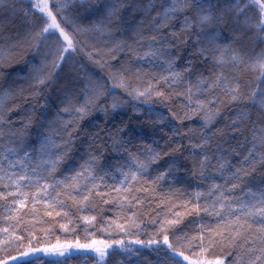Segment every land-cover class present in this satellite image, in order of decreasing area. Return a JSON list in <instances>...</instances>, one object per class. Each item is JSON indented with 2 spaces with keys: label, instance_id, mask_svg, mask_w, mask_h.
Returning a JSON list of instances; mask_svg holds the SVG:
<instances>
[{
  "label": "snow or ice",
  "instance_id": "snow-or-ice-1",
  "mask_svg": "<svg viewBox=\"0 0 264 264\" xmlns=\"http://www.w3.org/2000/svg\"><path fill=\"white\" fill-rule=\"evenodd\" d=\"M4 12L28 18L31 44L54 53L53 68L83 53L107 72L112 89L146 107L135 109L143 121L137 128L123 120L101 127L97 114L106 125L126 102L87 76L78 92L34 105L38 115L15 127L10 116L19 108L7 107L11 91L0 94V206L7 213L0 264H40L74 247L94 251L98 264H107L109 250L138 260L144 249L156 254V264H225L229 256L231 264H264V48L256 52L264 45V0H0ZM10 67L0 49V79L11 76ZM32 71L34 87H47L53 73ZM130 72L138 81L143 76V86ZM226 110L230 119L221 127ZM106 151L122 160L109 162ZM191 181L196 190L179 205L161 197L158 206L167 204L169 213L153 219L157 230L140 239L141 193ZM97 199L115 204L127 220L108 221L103 231L137 238L35 244L41 208L43 216L67 218L73 208L94 211ZM124 209L136 211L127 216ZM80 219L95 226L97 216Z\"/></svg>",
  "mask_w": 264,
  "mask_h": 264
},
{
  "label": "trees",
  "instance_id": "trees-1",
  "mask_svg": "<svg viewBox=\"0 0 264 264\" xmlns=\"http://www.w3.org/2000/svg\"><path fill=\"white\" fill-rule=\"evenodd\" d=\"M23 7H27V4H24ZM77 8L80 12L84 11L83 8H79L78 6ZM69 11L74 13L73 8H70ZM255 11L256 10L253 9V12ZM230 25L231 19H229L228 24L224 26L225 35ZM31 28L32 26L28 22V18H26L23 13H18L16 15H11L7 12L0 13V49H3L8 54L12 62V67L6 69V72L11 73V76L0 79V94L4 91H11L12 96L7 101V107L13 108L18 106L19 108L18 111H13L10 116L12 121L17 122L15 127H20L21 125L19 122L26 120L29 115H38L42 109L37 107L35 113H33L34 105H43L48 102L49 98L55 99L58 96L63 97L66 91L69 93L78 92L87 76H91L93 79L100 81V83L106 84L109 89L126 102L125 107L119 110L115 119L110 120L106 125L103 116L98 113L95 120L97 124L107 128H113V125L118 126L121 120L129 124L132 128H137L138 125L143 124V121L139 118L135 109L139 107L142 110L146 105L140 104L139 101H133L119 88L112 89V81L107 79V72L101 71L91 65L84 57L83 53L74 55L70 62L62 64L60 68H53L52 61L54 59V53L49 52L43 44L39 49L32 46L29 34ZM248 35H251V33H248ZM81 39L95 42L91 37H81ZM248 47L251 48L252 45L249 43ZM261 48H264V45H258L256 47V52L258 53ZM34 68L43 70L45 74L49 72L53 73L47 87L42 89L34 87L35 80L33 77L35 73L32 71ZM147 70V67H145L144 71L147 72ZM134 71L135 67H133V72ZM129 78L133 80L136 86H143V76H141L138 81L130 72ZM248 78L253 77L250 75ZM36 92H39L40 95L38 98L34 99L33 97ZM108 104H111V99L108 100ZM156 107L160 112H167V109L161 105H156ZM229 119L230 117L226 110L225 117L220 122V126L224 127L225 122L229 121ZM252 119L253 121L256 119L255 112L252 114ZM85 126H87V122H85ZM252 135V125L250 124L245 128V136L251 140ZM237 139L243 140L244 136H239ZM185 143H187V141H185ZM79 144L80 141L78 140L77 145ZM83 147L87 148L88 145H84ZM105 147L107 148V145H105ZM73 155L78 158V150L74 151ZM105 155L109 162L122 160V157L115 156L110 151H106ZM152 175L154 176L155 173ZM111 182L112 181L109 180V183ZM190 183L192 185L191 187H187L183 183H177L173 187L166 182L161 184L153 193H141L144 204L140 208L142 215L139 217V222L143 228V233L139 236L140 239L147 240L149 235L157 230L156 225L151 223L153 219L158 216L163 217L164 214L169 213L167 204L158 206L161 205V197L179 205L186 199L191 198V193L196 190L195 181H191ZM178 189L180 191H177ZM145 196L147 198H145ZM64 210L68 211V209ZM173 210L183 211V209L179 207H175ZM135 211L136 209H124L123 213L127 216H131ZM121 212L122 210L115 204L102 205L98 199L96 200V208L94 211L77 212L73 208L67 218L55 217L53 219L52 217L43 216V209L41 208L40 219H42V223L35 226V237H33V239L35 244L39 247H51L56 244L57 240L61 244L68 243L73 245H75L77 241H79L80 244H90L92 240L112 242L113 240L123 239L127 243L129 239H135L137 237H126L115 228H109L108 232L103 231L104 228L108 227V221L117 220V222L127 223V220L123 219V216L120 215ZM6 214L5 209L0 206V226L5 224L3 217L6 216ZM85 215L97 216L95 226L87 225L80 219L81 216ZM28 218L35 219L36 217ZM189 220H193V218L188 217L185 223H188ZM61 225H65L67 231H65ZM193 227L198 228L199 224L194 223ZM192 234L195 233L193 232ZM109 251L111 254L107 257V264H122V262L123 264H156L157 260L156 254L150 249H144L138 260L136 257H133L132 260H128L127 255L120 251ZM0 255H3V253H0ZM45 257L52 258L50 256H43L40 264H48L49 260L62 262V264H98V256L94 251L77 249L75 247L69 249L65 257L58 259H46ZM231 260L232 257L229 256L225 264H231Z\"/></svg>",
  "mask_w": 264,
  "mask_h": 264
},
{
  "label": "rangeland",
  "instance_id": "rangeland-1",
  "mask_svg": "<svg viewBox=\"0 0 264 264\" xmlns=\"http://www.w3.org/2000/svg\"><path fill=\"white\" fill-rule=\"evenodd\" d=\"M66 254H67V252H66ZM66 254H65V256H66ZM97 255V254H96ZM65 256H55V255H52V256H50V257H52V258H54V259H58V258H62V257H65ZM46 259H52V258H48V257H45Z\"/></svg>",
  "mask_w": 264,
  "mask_h": 264
}]
</instances>
